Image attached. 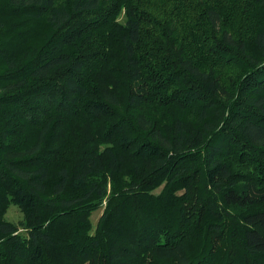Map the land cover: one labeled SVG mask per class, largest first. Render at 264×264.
<instances>
[{
    "label": "trees",
    "instance_id": "trees-1",
    "mask_svg": "<svg viewBox=\"0 0 264 264\" xmlns=\"http://www.w3.org/2000/svg\"><path fill=\"white\" fill-rule=\"evenodd\" d=\"M0 264H264V0H0Z\"/></svg>",
    "mask_w": 264,
    "mask_h": 264
},
{
    "label": "rangeland",
    "instance_id": "rangeland-1",
    "mask_svg": "<svg viewBox=\"0 0 264 264\" xmlns=\"http://www.w3.org/2000/svg\"><path fill=\"white\" fill-rule=\"evenodd\" d=\"M189 119V117H188ZM163 188V185L161 184L157 189L154 191V193H159ZM103 211V208H99L95 211H93L90 215V221L92 223V226L94 227L96 222L98 221L99 217L101 216ZM4 219L8 222H11L18 226L20 234H25L23 229V214L21 213L20 209L15 206L14 204H10L7 208L6 214L4 216Z\"/></svg>",
    "mask_w": 264,
    "mask_h": 264
}]
</instances>
